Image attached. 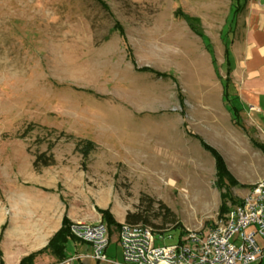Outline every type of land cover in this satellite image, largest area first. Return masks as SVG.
Masks as SVG:
<instances>
[{"label":"rangeland","instance_id":"374dc122","mask_svg":"<svg viewBox=\"0 0 264 264\" xmlns=\"http://www.w3.org/2000/svg\"><path fill=\"white\" fill-rule=\"evenodd\" d=\"M236 2L0 0V197L34 172L76 222L108 212L121 223L143 211L154 228H171L157 244L208 230L227 213L223 202L229 210L242 201L252 186L240 182L264 156L255 145L264 135L242 116L228 79ZM79 139L97 144L87 158ZM201 140L238 184H218ZM40 153L55 163L36 169ZM119 230L111 226L113 244Z\"/></svg>","mask_w":264,"mask_h":264},{"label":"crops","instance_id":"0c3cea01","mask_svg":"<svg viewBox=\"0 0 264 264\" xmlns=\"http://www.w3.org/2000/svg\"><path fill=\"white\" fill-rule=\"evenodd\" d=\"M235 6L239 15L229 46L231 84L242 116L264 135V0H239ZM261 160L254 164L255 174L241 181V186L249 189L264 177V156ZM30 176L21 187L0 197V264H20L24 257L43 249L62 227L66 215L72 222L81 221L76 212L64 209L62 196L49 190L52 186L45 178L34 172ZM118 245V239L113 244L110 238L108 260L99 261L93 256L91 243L74 237L67 243V258H73L72 264H125ZM57 263L48 253L35 259V264ZM250 264H264V252L260 260Z\"/></svg>","mask_w":264,"mask_h":264},{"label":"built area","instance_id":"2783aa9c","mask_svg":"<svg viewBox=\"0 0 264 264\" xmlns=\"http://www.w3.org/2000/svg\"><path fill=\"white\" fill-rule=\"evenodd\" d=\"M168 229L154 228L143 223L123 221L118 241L125 264H250L263 256V247L256 237H264V177L255 183L224 216L206 231H181L171 244L165 241ZM72 235L94 247V258L107 261L106 248L110 242L107 223L75 222ZM173 235H169L172 238ZM66 258L57 264H72Z\"/></svg>","mask_w":264,"mask_h":264},{"label":"trees","instance_id":"16d2710c","mask_svg":"<svg viewBox=\"0 0 264 264\" xmlns=\"http://www.w3.org/2000/svg\"><path fill=\"white\" fill-rule=\"evenodd\" d=\"M101 1V0H99ZM239 1V0H236ZM237 3V2H236ZM175 15H181L182 17H184L188 23L190 24V26L197 32L200 33L195 26L193 25L191 19L189 18V16L181 9L178 8L175 12ZM120 29L121 35L124 37V39H126V34L125 31L123 29V27H120L119 25H117ZM227 63H228V79H230L231 82V78H230V60H229V53L227 56ZM142 70L144 71H154V69L150 68V67H143ZM162 76H167L168 74H161ZM224 93L226 95L227 98H229L230 93V87L228 86V83L225 82L224 84ZM235 98L237 99V97L235 96ZM65 133V132H64ZM62 135H65V134ZM69 137L73 138L75 137L74 135H69ZM202 143L204 144L205 148L208 149L215 157L216 159V168H217V181L218 184L223 185L226 183V179L230 178V183L233 184H238V182L229 174V170L227 167V164L224 160L223 155L214 147L209 146L207 144H205L203 142V140H201ZM256 147L258 149H260L263 153H264V143H260V142H256L255 143ZM97 148V144L95 141L91 140V139H79L76 142V150L79 151L82 156L84 158H87L95 149ZM55 163V159L53 157V155H47L46 153H40V154H36L35 155V159L33 162V165L36 169H40L42 166H50L53 165ZM224 198L227 196V194H223ZM241 202V201H240ZM168 215H171V218H167L169 219V221L171 222H176V216L175 214H173L171 212L170 209H166ZM228 211V208L226 206V203H222L221 208H220V214H224ZM125 221L128 223H143L145 225H150L149 223V217L145 215V213L143 211H138V212H129L126 215ZM103 222L107 223L109 229L111 230V226H116V227H121V223L116 222V220L113 218V216H111L108 212H105L104 214V219ZM71 225L72 222L71 220L65 216L63 219V224L62 227L53 235V237L50 239L49 243L41 250L34 252L26 257H24L22 259V261L20 262V264H35V259L39 254H43V253H48L50 255H52L57 262L63 261L64 259L67 258V252H66V247H67V243L70 239L74 238V236L71 233ZM176 228H179L180 226L177 224L175 225ZM1 264H5L4 262H1Z\"/></svg>","mask_w":264,"mask_h":264}]
</instances>
